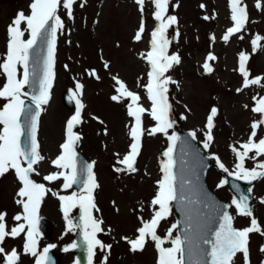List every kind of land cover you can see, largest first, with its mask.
Masks as SVG:
<instances>
[{
	"label": "rangeland",
	"instance_id": "rangeland-1",
	"mask_svg": "<svg viewBox=\"0 0 264 264\" xmlns=\"http://www.w3.org/2000/svg\"><path fill=\"white\" fill-rule=\"evenodd\" d=\"M30 3L31 0H0V60L7 50V25L18 11L29 14ZM201 4L205 5L203 9ZM255 4L256 0H242V5H247L249 22L245 30L231 37L228 43L222 40L227 28L233 25L228 0H170L168 12V15H174L178 20L167 32L171 41L168 54H178L181 59L178 65L166 73L176 82L168 85L171 119L190 132L195 131L200 148L209 156H218L229 170L234 169L236 164L230 145L239 147V143L246 142L251 133V123L261 118L251 109L254 96L264 97V87L254 85L237 92L243 82L238 71L240 52L250 56L246 63L250 78L264 77V47L253 53L251 44L252 39L259 35L262 37L259 43L264 46V0H261L262 9H257ZM153 10L151 3L146 4L145 33L140 42L133 40L141 19L134 0H87L83 8L79 4L74 6L73 20H68L62 9L59 13L65 21V29L58 33L54 87L50 101L39 117L37 131L40 152L45 160L37 166L41 175L32 178L45 183L60 195L75 192L72 188L62 190V180L48 183L42 177L57 171L50 161L59 154V145L65 138L66 122L75 113V104L72 109L63 104L62 92L74 90L75 83L79 81L84 85L79 98L85 107L82 110L83 122L74 129L82 137L76 150H81L91 161H95L94 173L100 186L94 191V198L100 211L94 212V215L103 220L102 227L105 230L97 234V238L104 244L112 245L110 251L97 249L93 264H101L104 256L108 257L107 264H156L157 261L154 242L149 240L144 251L133 253L121 237L134 239L137 236L136 230L142 226L138 217L150 220L153 214L150 201L157 190L156 181L161 178L160 161L169 141L164 134L149 136L145 133L137 158V172L130 175L116 173L113 170L117 159L114 154L120 153L122 157L128 152L132 142L128 126L132 120L127 115V100L116 103L110 99L118 87L112 77L118 76L130 90L141 95L144 107L150 108L144 88L137 84L138 81L141 85L147 83L149 65L142 56L149 50L150 33L156 26ZM213 13L214 19H203L206 15L211 17ZM213 36L215 40L211 39ZM24 38L27 39V33ZM209 53L217 57L215 61H210L213 68L210 74L205 73L202 67ZM105 63H108L109 68L104 67ZM65 65H68L67 70ZM93 69L99 79L88 75L86 70ZM3 83L5 77L0 74V87ZM4 102L0 100V107ZM213 107L218 110L214 118V142L210 149L205 150L202 144L206 131L204 126ZM182 116L186 119H182ZM92 117H98L104 123ZM154 125L155 121L145 114L144 128L150 129ZM105 128L107 135L104 134ZM175 130L173 123L168 134ZM261 137H264V126L258 129L257 139ZM211 160L216 164L214 159ZM254 164L255 161L251 159L245 161L249 169ZM222 179H225V174L216 166L208 170V186L230 204L234 194L226 185L217 187ZM20 186L14 171L0 177V212L7 213L9 229L17 223L13 217L22 213V206L15 202ZM249 187H252L253 214L264 227V205L259 202L260 198H264V179L254 181ZM229 209L234 216V227L242 229L250 225L249 217L238 216L234 208ZM79 215L78 208L70 213L75 223H79ZM38 216H46L54 223L50 238H45L41 233L37 236L38 250L54 244L56 247L53 249L60 255L61 264H74L76 249L85 245V242L79 228L69 231L60 201L51 192L41 202ZM175 220L176 214L172 208L171 214L161 222L158 235L164 237L171 225L176 223ZM176 234L174 231L173 236ZM23 243L22 234L16 239H6L3 246L7 251L15 247L21 252L19 264H35L33 257L23 254ZM73 244L77 246L71 247ZM262 244L264 237L250 234L251 264L264 262V253L259 251ZM163 246L171 245L166 242ZM0 264H3L2 257ZM235 264H243L242 255L238 254Z\"/></svg>",
	"mask_w": 264,
	"mask_h": 264
},
{
	"label": "snow or ice",
	"instance_id": "snow-or-ice-1",
	"mask_svg": "<svg viewBox=\"0 0 264 264\" xmlns=\"http://www.w3.org/2000/svg\"><path fill=\"white\" fill-rule=\"evenodd\" d=\"M86 3L87 0H31L29 14H25L22 10L18 11L7 25V50L0 60V74L5 77V83L0 87V100L5 101L0 107V177L14 171L21 185L16 193L15 202L22 206V213L13 217L17 223L9 229L6 222L7 213L0 212V257L3 264H19L21 252L15 247L7 251L3 245L6 239H16L22 234L24 235L23 254L33 257L35 264H51L48 254L56 245L49 244L38 250L37 241L38 213L41 202L49 192L60 201V209L67 221L69 231L80 229L86 245L87 264H93L97 249L110 251L112 247L97 238V234L105 230L102 227L103 220L94 215V212L100 211L94 198V191L100 186L93 171L95 161L80 162L76 151L82 137L74 131V128L83 122L82 110L85 107L79 98L83 93L84 85L79 81L75 83L74 90H69L70 99L75 100V113L66 122L65 138L59 145V154L50 161L57 171L43 175L42 179L48 183L62 180V190L80 185V191L60 195L48 188L45 183L37 182L32 178L34 175H41L37 166L45 160L40 152L37 131L39 117L44 106L49 103L54 87L58 33H62L65 29V21L59 13L62 9L67 19L73 20L74 6L79 4V7L83 8ZM134 3L141 14L139 27L133 36L135 42H140L145 33L146 4L153 5L152 17L156 21V26L150 33L149 50L142 56L149 65L147 83L141 85L138 81L137 84L138 87L144 88L150 108H145L141 103L142 97L139 93L130 90L118 76L112 77L118 87L115 88L116 94L110 99L116 103L127 100V115L132 120L131 125L128 126L132 141L129 150L122 157L120 153L114 154L117 159L113 170L116 173L129 175L137 172V158L141 153L142 138L145 133L149 136L164 134L169 144L162 153L161 178L156 181L157 190L150 201L153 213L150 220L138 217L142 226L136 230L137 236L134 239L126 236L121 239L129 245V250L133 253L144 251L149 240L154 242L158 253L156 264H235L238 254L242 255L243 264H251L250 234L256 233L264 237V227L254 216L250 204L252 187L247 189L249 195H244L240 186L233 184L232 188L239 194L238 198L234 196L230 204L222 206H218L202 194L199 199L194 198L197 188L193 181L183 174L179 177L178 191V176L174 171L177 162L173 154L180 137L175 132L168 134L174 123L171 119L172 105L169 102L168 85L176 82L166 75L181 62L178 54H168L171 41L167 32L170 27L178 23V20L176 16L168 15L170 0H134ZM228 3L233 25L228 27L222 36L225 43L245 30L249 22L247 5H242V0H228ZM200 7L203 9L205 5L201 4ZM255 7L262 9L261 0H256ZM214 18L215 13L211 17L207 15L203 17L205 20ZM26 33L27 39L24 38ZM176 35L178 36L179 32ZM240 38L243 39V36ZM211 39L215 40V37ZM261 40L262 37L259 35L252 39L253 53L258 48L264 47L259 43ZM216 59L217 57L212 53L208 54L202 65L205 73L210 74L213 71L210 61ZM249 59L250 56L245 52L238 54V71L243 77V82L237 92L254 85L264 87L262 83L264 77L250 78L246 68ZM104 67L109 68L108 63H105ZM65 69H68V65H65ZM86 71L88 75L99 79L94 69ZM26 87L32 89L31 93L25 91ZM26 100L30 103H26ZM253 101L254 106L251 110L260 114L261 118L251 123V133L246 142L239 143V147L230 145L236 157L234 169L229 170L215 154H210L209 157L216 161L217 167L228 177L242 180L249 185L264 179V159H259L264 157V137L257 139L258 129L264 126V97L254 96ZM245 107L247 108V105ZM145 114L155 121V125L150 129H145L143 126ZM217 114L218 110L213 107L207 116L202 142L205 150L210 149L214 142V118ZM92 118L99 120L98 117ZM181 118L186 119L184 116ZM99 123L104 122L99 120ZM104 134H108L106 128ZM189 136L195 140L197 134L192 131ZM246 159L255 161L251 169L245 166ZM227 183V179H222L217 187L223 188ZM173 202L181 205L185 212L183 234H180L178 225L173 223L165 236L161 237L157 230L161 222L171 214ZM259 202L264 205V198H260ZM197 204H203V208L208 211L202 212L196 207ZM77 208L80 213L79 223H75L70 217L72 210ZM229 208H234L238 216L249 217L250 225L242 229L234 227V216L229 212ZM174 231L177 233L175 236H173ZM166 242L171 246L164 247ZM76 246V244L71 245L73 248ZM67 250L66 248L65 251ZM259 251L264 253V244L260 246ZM107 259L108 257L104 256L101 264H107Z\"/></svg>",
	"mask_w": 264,
	"mask_h": 264
},
{
	"label": "water",
	"instance_id": "water-1",
	"mask_svg": "<svg viewBox=\"0 0 264 264\" xmlns=\"http://www.w3.org/2000/svg\"><path fill=\"white\" fill-rule=\"evenodd\" d=\"M32 89L28 88V92L31 93ZM65 103L70 106L72 105V99H70V94L64 92L63 94ZM30 103V102H26ZM34 107V106H33ZM180 137V140L177 142L174 159L176 160V171L178 176V191L180 190L179 177L183 174L190 178L194 185L197 188V193L194 198L199 199L201 194L205 196L208 200L215 202L218 206L227 205L225 202L220 200L206 185L205 174L206 170L210 165L209 159L206 155L202 154L198 146L195 145L192 138L189 136V133L186 131H180L177 134ZM78 160L82 163H88L84 157L78 153ZM183 170V171H182ZM228 185L231 190L234 191L236 197L238 198V193L232 188L233 184H238L240 186L241 192L244 195H248L245 186L241 181L235 180L233 177H228ZM76 190L80 189V185H74ZM174 209L178 215L177 224L180 234H183V228L185 224V212L181 205L173 202ZM196 207L202 212H207V209L203 208V204H197ZM45 220V219H44ZM46 229L45 232L49 235V232L52 227V223L48 220L45 221ZM214 226V225H213ZM49 257L51 264H59L58 256L50 249ZM76 264H87V252L85 248H80L77 253V263Z\"/></svg>",
	"mask_w": 264,
	"mask_h": 264
}]
</instances>
